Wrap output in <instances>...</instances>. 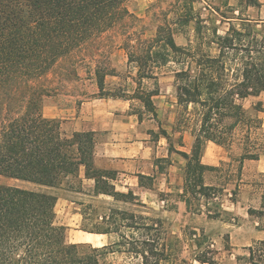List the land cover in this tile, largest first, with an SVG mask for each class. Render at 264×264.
Returning <instances> with one entry per match:
<instances>
[{"label":"trees","instance_id":"1","mask_svg":"<svg viewBox=\"0 0 264 264\" xmlns=\"http://www.w3.org/2000/svg\"><path fill=\"white\" fill-rule=\"evenodd\" d=\"M127 1L0 0V176L46 187L70 183L82 188L83 169L85 176L95 181V195L106 194L125 201L132 197L116 189L113 183L116 170L96 166V131L76 130L69 134L61 119L46 117L42 111L48 94L43 78L59 60L133 17ZM233 31L236 34H217L216 56L198 55L178 45L167 23L158 25L149 38H142V32L130 31L124 41L128 62L137 67L138 87L144 79H157L159 72H164L158 70L172 60L188 64L174 72L181 113L187 112L191 104L200 110L193 129L195 142L191 154L175 149L168 131L160 127L170 141L169 151L175 150L186 159L187 203L191 197L199 200L217 197L218 187L206 183L205 173L218 167L205 165L201 159L206 143L213 141L229 149L235 130L239 129L245 140L251 141L252 134L263 127L262 119L250 114L240 100L264 92V53L243 47L248 53L242 55L235 81L230 82L227 58L242 51L236 42L241 33L235 28ZM255 51L257 54H252ZM96 73L101 97L137 98L147 111L157 116L153 97L158 89L127 97V93L106 91L105 74ZM255 108L264 111L262 102ZM177 123L180 129L189 127L185 116L178 117ZM246 158L259 159L260 152L248 149L240 157L239 169ZM164 159L168 158L159 162ZM138 177L141 185L153 184L154 177L150 175L138 173ZM57 201V195L50 192L0 183V264H108V256L124 251L122 246L131 243L126 241L121 228L126 227V220L128 226H134L138 217L118 208H110V214L102 215L100 222H86L81 212L80 226L92 233L117 232L121 237L118 242L102 247L67 242L64 226L56 221ZM262 207L260 210L250 207L248 212L264 214V195ZM118 220L123 221L119 224ZM155 224L146 227L156 229ZM142 247L133 246L131 250L142 254L144 264L151 257L160 260L159 256L164 254L150 240L143 241ZM246 250L237 257L236 264H264V240L256 241ZM213 253L202 251L196 259L221 264Z\"/></svg>","mask_w":264,"mask_h":264},{"label":"rangeland","instance_id":"2","mask_svg":"<svg viewBox=\"0 0 264 264\" xmlns=\"http://www.w3.org/2000/svg\"><path fill=\"white\" fill-rule=\"evenodd\" d=\"M126 6L133 17L121 22L117 27L110 29L104 34L95 37L93 40L85 43L80 48L73 51L70 55L62 58L55 67L43 78V83L48 87V94L43 100V114L46 117L59 118L63 121L64 129L67 133L76 130H90L95 123L109 120V117H96L92 114V105L97 107L99 104L103 108L109 106L104 104L106 99L114 97H101L98 88V74H105L104 86L106 91L112 93H127V97H134L138 92L151 91L158 89V94L153 97L157 109V116L147 111L143 103L137 98L130 100V113L133 115L132 123L137 125L138 118L141 129L151 131V129L160 132V127L172 130L175 133L171 140L178 142L180 134L184 129H180L178 117L188 118V130L193 132L198 119L200 118L199 107L191 104L188 111L182 112V107L178 103V91L176 76L174 70L187 67L188 64H181L172 60L166 66L158 71L157 79H144L140 87L137 82V67L135 63L128 62V55L124 47L126 35L130 31L142 32V38H149L155 34L157 26L167 23L170 25L174 39L180 46L197 52L198 55L219 54L217 31L224 33L230 27L223 16L228 15V7L221 10L220 0H128ZM223 14V15H222ZM233 28L240 31L241 36L236 40L240 51L231 53L227 58L229 67L228 79L234 82L242 55H247L245 48L251 50L260 49L264 53V25L253 26L244 24L241 27L236 24L230 28V32L236 34ZM239 37V36H238ZM252 54L256 55L257 52ZM264 95V92L261 93ZM102 99V100H101ZM105 101V102H104ZM229 121V120H227ZM102 133H98V140L102 138ZM160 134H152V140L159 138ZM158 136V137H157ZM251 141H246L243 133L237 129L234 131V139L229 142L232 160L222 163L216 170L206 172V181L218 187L216 198L196 199L191 197L188 205V211L193 215L188 216L190 223L186 224L185 216H178L177 213H171L169 217L163 218L158 222L156 214H147L149 225H155L154 229H138L143 227L142 219H136V225L133 230L134 235L141 237V241L150 239L158 247V251H164L160 260L151 257L148 264H191L190 259L202 251H213L221 264H236L237 257L246 253L248 245H240L237 250L233 249L230 239L225 232L226 224L238 220L235 211L228 212L226 209H232V197L235 199L247 201L246 194L252 203L257 205L264 192V176L248 174L243 176L245 182L249 185L235 190L236 184H242L238 178V163L242 154L248 149L254 152H264V132L257 130L252 134ZM159 140V139H158ZM159 145L160 153L164 152L166 140L161 137ZM256 148H250L251 145ZM247 149H246V148ZM149 150V148H147ZM169 159L161 161V170L167 171L169 168ZM169 173V172H168ZM0 183L20 186L28 189L40 190L57 195L56 221L60 225L67 226L70 233L80 228L82 222L78 221L79 215L75 212H84L86 222H100L101 216L110 214V207H113V200L107 197L94 198L87 195L69 193V190H76L77 184L64 183L59 187L48 188L29 181L10 179L0 176ZM74 186V187H72ZM83 189V188H81ZM86 192L90 189L85 185ZM245 189L247 192H245ZM235 191V195H231ZM244 192V193H243ZM243 193V194H242ZM178 195L168 194L165 206L174 207ZM245 196V197H244ZM77 197V198H76ZM71 201L76 203L72 204ZM83 203L84 205H80ZM163 205V203H161ZM156 206L160 208L159 201ZM202 212H205L202 216ZM123 220H118L119 224ZM157 221V222H156ZM181 222L176 225V222ZM128 223V222H126ZM226 223V224H225ZM197 228V229H196ZM126 232L127 228H121ZM183 231V233H182ZM197 235V236H196ZM131 243L122 246L124 252H118L108 256V264H140V260L132 257L133 246L142 249L143 243ZM134 244V245H133ZM141 247V248H140ZM230 248V251L228 250ZM115 248H118L115 246ZM135 253V251L132 250Z\"/></svg>","mask_w":264,"mask_h":264},{"label":"crops","instance_id":"3","mask_svg":"<svg viewBox=\"0 0 264 264\" xmlns=\"http://www.w3.org/2000/svg\"><path fill=\"white\" fill-rule=\"evenodd\" d=\"M220 4H222L221 10H225V7L229 8L227 14L231 16H223L227 21L226 23H228L230 27L224 33H221L220 31L218 33L217 31L218 35L228 34L230 32V28L236 24L240 27L244 24H251L253 26L264 25V0H220ZM106 100L107 102L104 104L108 105V108H103L101 107L102 105L99 104H94L98 105L97 107H94L93 105L91 107L92 114L98 117V119H100L99 117L110 118L109 120L95 123V125L90 129L96 131L97 134L103 132L102 138L98 140L96 146L95 163L99 168L116 170L117 178L113 180L116 189L118 191L125 192L126 194H132V197L126 199L125 201L115 199L106 194L95 195L93 192L95 181L87 178L83 169L80 174V177L83 180V189H72L68 192L87 195L94 198H110L113 200V207L110 208H118L126 210V212L129 213H134L137 215V219H142L143 221L147 220V214H156V212H159L155 217L157 219L163 220L166 216L169 217L171 213H177L178 216H185L186 224L190 223L191 220H188V216L192 218L193 215L188 211L189 203L186 201L188 195H184V172L186 159L175 150L171 152L169 151L170 141L161 132L157 133V130L155 129H151V131H144L141 129L139 118L136 123L137 125L132 123L133 120L130 119L133 118V115L137 114L129 112L131 99L114 98ZM240 102H242V104L248 109L250 114L259 116L262 119L263 127L260 130L264 132V111H259L255 108L259 102H262L264 106V95H250L241 99ZM152 131L156 134H160L158 138L159 140H152ZM167 131L170 137H172L173 133L176 132L174 131V128ZM178 133L180 134V140L175 143L174 141H171L173 142V146L177 150L185 151L191 154L195 142L194 133L189 132L188 130H185L183 133ZM161 137H164L166 140L163 153H160V146L157 145L161 142ZM147 148H149V150H147ZM161 158H168L170 160L167 171L161 170V161L159 162V159ZM201 159L202 163L205 165L218 167L222 163L230 162L232 160L231 150L213 141H208L204 147ZM238 163L240 164V158ZM138 173L154 177L153 184L151 186L141 185ZM238 173V178L240 177L239 180L242 184H236L235 190L239 189V187L242 188V185L245 187L249 185L248 182H245L243 176L248 174L264 176V152H260L259 159H244L242 168L239 169L238 167ZM206 183L214 185L212 183H208L207 181ZM85 185L90 187L87 192ZM245 192H247L246 189ZM168 194H170V196L178 195L176 198L178 200H176L174 207L170 208L165 206L166 198H164V196ZM231 195L234 196L235 191H232L230 196ZM263 195L264 192L261 196L262 201L257 205L252 203V200L249 198L251 196L249 193L246 194L248 197L247 201L244 199L243 201L235 199L234 197L230 199L233 207L232 209L226 210L228 212L235 211L236 216H238V220L228 222V224L225 223V226H227L225 232L229 236L230 244L233 246L234 250H237V247L240 245L250 246L256 241L264 240V214L256 215L248 212L250 207L257 210L263 209ZM157 200L159 201L160 208L156 206ZM71 203L74 204L76 202L71 201ZM161 203H163V205ZM80 205L84 204L80 203ZM75 214L80 216L78 221L82 222L83 215L81 212L76 211ZM204 214L205 212H202V216H204ZM126 222L128 221L126 220ZM128 223H126V227L122 226V228L128 229L126 232L121 229L126 234V238L128 239H126V241H131V239L136 238L138 240L134 241L135 244L143 243V241H141V237H137L134 235L135 232L133 233L136 224L130 227L127 225ZM180 223L181 222H176L175 224L179 225ZM147 225L149 224L145 221L143 222V227L139 226L137 228L148 229L146 227ZM64 228L65 239L67 242L88 243L92 244L94 247L114 244L121 238L117 232L92 233L78 228L74 230V233H70L69 230H67V226L64 225ZM126 244L129 243L126 242ZM228 250L230 251V248ZM130 251L131 252L128 253L132 254V257L138 258L140 260V264H144V259L140 252L135 251L134 253L132 250ZM190 263L207 264L198 261L196 259V255L190 259Z\"/></svg>","mask_w":264,"mask_h":264}]
</instances>
